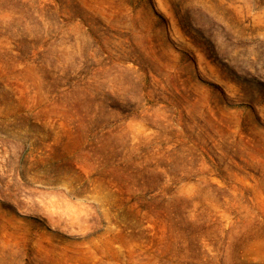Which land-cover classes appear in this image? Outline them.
<instances>
[{"label": "rangeland", "instance_id": "1", "mask_svg": "<svg viewBox=\"0 0 264 264\" xmlns=\"http://www.w3.org/2000/svg\"><path fill=\"white\" fill-rule=\"evenodd\" d=\"M0 264H264V0H0Z\"/></svg>", "mask_w": 264, "mask_h": 264}]
</instances>
